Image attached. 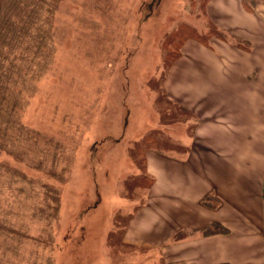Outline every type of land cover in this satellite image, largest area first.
<instances>
[{
  "label": "rangeland",
  "instance_id": "374dc122",
  "mask_svg": "<svg viewBox=\"0 0 264 264\" xmlns=\"http://www.w3.org/2000/svg\"><path fill=\"white\" fill-rule=\"evenodd\" d=\"M207 3L0 0V264L161 263L123 236L192 115L184 43L240 42Z\"/></svg>",
  "mask_w": 264,
  "mask_h": 264
},
{
  "label": "crops",
  "instance_id": "0c3cea01",
  "mask_svg": "<svg viewBox=\"0 0 264 264\" xmlns=\"http://www.w3.org/2000/svg\"><path fill=\"white\" fill-rule=\"evenodd\" d=\"M207 2L211 20L240 42L184 43L178 68L195 71L193 87H168L192 115L176 154L150 149L158 194L123 242L158 254L157 264H264V15L243 0Z\"/></svg>",
  "mask_w": 264,
  "mask_h": 264
},
{
  "label": "trees",
  "instance_id": "16d2710c",
  "mask_svg": "<svg viewBox=\"0 0 264 264\" xmlns=\"http://www.w3.org/2000/svg\"><path fill=\"white\" fill-rule=\"evenodd\" d=\"M17 172L19 173V171L15 168V170L13 171V174H18ZM263 197H264V186H263Z\"/></svg>",
  "mask_w": 264,
  "mask_h": 264
}]
</instances>
